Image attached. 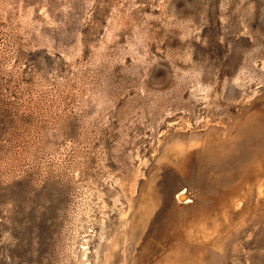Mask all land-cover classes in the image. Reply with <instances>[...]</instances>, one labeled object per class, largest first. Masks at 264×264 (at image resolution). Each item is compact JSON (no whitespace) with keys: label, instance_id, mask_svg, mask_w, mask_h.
<instances>
[{"label":"rangeland","instance_id":"374dc122","mask_svg":"<svg viewBox=\"0 0 264 264\" xmlns=\"http://www.w3.org/2000/svg\"><path fill=\"white\" fill-rule=\"evenodd\" d=\"M0 264H264V0H0Z\"/></svg>","mask_w":264,"mask_h":264}]
</instances>
